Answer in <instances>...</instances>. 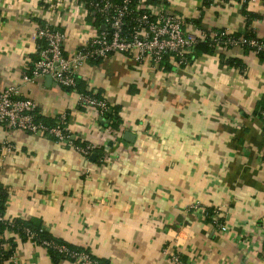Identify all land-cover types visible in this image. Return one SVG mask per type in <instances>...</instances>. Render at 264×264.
<instances>
[{
    "label": "crops",
    "instance_id": "1",
    "mask_svg": "<svg viewBox=\"0 0 264 264\" xmlns=\"http://www.w3.org/2000/svg\"><path fill=\"white\" fill-rule=\"evenodd\" d=\"M165 1L202 39L246 30L235 1ZM255 13L264 40V0ZM94 23L79 0H0V93L16 87L35 102L38 118L65 115L77 140L97 149L86 158L67 144L0 126L6 220L32 222L105 264H174L176 255L187 264H264V60L222 47L199 57L193 51L182 67L172 57L157 68L126 54L88 63L78 81L106 100L109 113L120 108L114 129L109 116L82 107L48 77L24 80L39 58V24L65 33L71 53L92 38ZM210 210L226 232L207 219ZM17 245L2 264H53L46 248Z\"/></svg>",
    "mask_w": 264,
    "mask_h": 264
},
{
    "label": "built area",
    "instance_id": "2",
    "mask_svg": "<svg viewBox=\"0 0 264 264\" xmlns=\"http://www.w3.org/2000/svg\"><path fill=\"white\" fill-rule=\"evenodd\" d=\"M149 1L151 0H138L134 9L131 8L132 0L92 2L91 6L96 15L102 19V23L99 26L94 23L92 38L71 53L65 50V33L48 24H39L33 39L37 44L43 42V45H38L39 58L24 80L33 83L38 78L51 77L57 85L79 96L82 107L93 108L101 117H105L110 110L105 99L99 100L78 92V75L86 64L105 60L115 54H126L138 63L149 61L157 68L163 65L166 58L172 57L176 59L178 66L182 67L189 63L188 57L202 39L197 34L186 31L187 20L178 15L168 2L157 0L156 3H150ZM230 1L237 2L242 9L246 6L249 12L255 13V6L261 0ZM215 3L226 4L224 0H213V4ZM132 14L135 24L132 30H127V19ZM260 22L257 20L253 23L252 29L255 33L254 25ZM232 35L233 33L224 31L221 36H225L226 40L222 41L221 37L213 34L216 48L230 46L244 49V46H249L256 54L264 51L263 39L258 37L257 41L241 37L240 40H235ZM222 43L225 45L222 46ZM35 112V102L22 98L16 87H10L0 93V126L67 144L86 158L95 152L96 147L93 145L81 147L76 143L77 137L69 131L65 115L58 119L55 126L50 127L38 121ZM261 117L264 121V111L261 112ZM3 221L5 219L0 218V222ZM212 224L222 232L227 231L226 225L216 211ZM44 246L58 249L77 264H102L91 253L71 252L64 246L56 247L48 242H45ZM172 259L174 264H187L179 255Z\"/></svg>",
    "mask_w": 264,
    "mask_h": 264
},
{
    "label": "trees",
    "instance_id": "3",
    "mask_svg": "<svg viewBox=\"0 0 264 264\" xmlns=\"http://www.w3.org/2000/svg\"><path fill=\"white\" fill-rule=\"evenodd\" d=\"M80 3L84 4L86 6V9L89 11V13L92 15V17L94 18L95 21V25L99 26L102 23V19L99 17V15H96L94 8L91 6L92 2H96V0H79ZM138 0H132V5L131 8L134 9L137 5ZM150 3H156L157 0H151L149 1ZM225 3L230 2V0H224ZM213 4V0H205L204 1V7H209ZM243 15L246 18V30L243 33H236L233 34V38H235V40H240L241 37H244L247 40H257L258 41V36L257 34L254 32V30L252 29L253 23L257 20H262V16L256 13H252L249 12L247 7H243L242 9ZM201 20L200 21H194V24L201 29L202 27L200 26ZM134 14H132L131 16H129V18L127 19V26L126 29L127 30H132L134 27ZM41 25H45V24H41ZM222 33H224V31H217L214 32L213 34H217V37H221L220 39L222 41H225L226 38L225 36H221ZM216 37V38H217ZM39 46L43 45V42H39L38 43ZM225 44L222 43V46H224ZM225 48H227V50L231 49L230 46H224ZM216 44L214 42V38L212 35L206 34V36L204 37V39H201L198 44L195 46L194 48V54L195 57H199L201 55H213L215 53L216 50ZM244 50L247 53H255V50L249 46H244ZM259 56V58L261 60H264V51L260 52L259 54H257ZM225 62L230 65V66H236V67H240L243 68V63L241 60L239 59H226V56L224 55V57H222ZM191 55L188 57V61H191ZM166 60V59H165ZM165 62V61H164ZM92 63H101V61H93ZM168 69V67H166ZM78 92L82 95L85 96H91L94 97L96 99H102V98H97L89 93L86 92L85 87L82 85V83H79L78 81ZM71 91V90H70ZM264 111L261 110V112ZM119 112H120V108H113L111 113H107L106 116H109V118H111V120L114 121V123L112 124V127L114 129H119L120 125H121V118L119 116ZM261 114V113H260ZM38 121H41L43 123H45L47 126H55L57 121H48L45 120L44 118H38ZM76 143L81 146V147H86L88 144H83L81 142H79L78 140H76ZM97 151V149L95 150V152ZM94 152V153H95ZM7 193L3 188H0V218H4L5 221L0 222V264L7 262L12 256L13 254L16 252L17 250V241L20 240L24 243H35L38 246H42L44 248L47 249L53 264H61V262L63 261H71V262H75L71 259H69L68 257H66L64 254L60 253L58 251V249H55L53 247H46L44 246L45 242L51 243L52 245L56 246V247H61L64 246L66 247L69 251L71 252H75V253H89L90 251L86 250V249H82L70 244H67L59 239H56L55 237H53V235H51L49 232H47L44 228H41L38 225H35L32 222H28V221H22V220H13L11 222L7 221L5 218L6 215V202H7ZM213 216H214V211L210 210L207 212V219L212 222L213 221ZM2 237V238H1ZM101 261V260H100ZM102 264H105L104 261H101Z\"/></svg>",
    "mask_w": 264,
    "mask_h": 264
},
{
    "label": "water",
    "instance_id": "4",
    "mask_svg": "<svg viewBox=\"0 0 264 264\" xmlns=\"http://www.w3.org/2000/svg\"><path fill=\"white\" fill-rule=\"evenodd\" d=\"M48 79L52 80V78H51V77H48ZM128 135H130V134H128ZM94 157H96V155H94Z\"/></svg>",
    "mask_w": 264,
    "mask_h": 264
}]
</instances>
